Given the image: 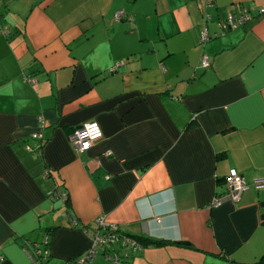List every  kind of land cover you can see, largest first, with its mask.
I'll use <instances>...</instances> for the list:
<instances>
[{"label":"crops","instance_id":"0c3cea01","mask_svg":"<svg viewBox=\"0 0 264 264\" xmlns=\"http://www.w3.org/2000/svg\"><path fill=\"white\" fill-rule=\"evenodd\" d=\"M231 167L264 173V0H0L1 264H63L99 215L143 244L117 264H259L264 187L210 205Z\"/></svg>","mask_w":264,"mask_h":264},{"label":"built area","instance_id":"2783aa9c","mask_svg":"<svg viewBox=\"0 0 264 264\" xmlns=\"http://www.w3.org/2000/svg\"><path fill=\"white\" fill-rule=\"evenodd\" d=\"M261 11L263 8L260 9ZM123 15V10H117L115 13L116 18H120ZM251 17V14L247 10L239 12L237 15H228L226 18L220 21V25L223 28L236 27L243 23L245 20ZM208 18L205 14V19ZM210 34L208 32L205 21L202 24L200 32V41H206L209 39ZM210 64V59L207 54H202L200 59V65L206 67ZM113 69V68H111ZM42 121V120H41ZM40 133H33V137L40 138ZM102 136V129L97 120L88 119L78 124L70 133V139L75 150L81 151L92 145L96 140ZM27 148L31 149V146L26 144ZM226 191L222 194L215 195L210 200V205H218L226 200L236 202L239 200L243 190L253 186L255 188L264 187V173L254 177L251 181H248L242 173H239L235 168H230L226 175ZM96 227L90 231L91 244L86 251L79 256L66 260L63 264H85L91 262L98 255H102L106 259H110L117 264L122 255L117 251H109L108 245L114 242L120 241L122 247H137L134 239L128 236L121 230L119 224L113 221H108L105 216L99 215L95 218ZM43 241H48L47 235L44 236ZM34 252H28L29 258L32 263H37L42 257L48 255L47 248L43 251L40 248L33 250ZM128 252H124L126 255ZM1 264V256H0Z\"/></svg>","mask_w":264,"mask_h":264},{"label":"trees","instance_id":"16d2710c","mask_svg":"<svg viewBox=\"0 0 264 264\" xmlns=\"http://www.w3.org/2000/svg\"><path fill=\"white\" fill-rule=\"evenodd\" d=\"M122 17V16H121ZM205 17V16H204ZM111 70H113V69H111ZM32 149V148H31ZM232 168V167H231ZM234 168V167H233ZM230 169V168H229ZM229 171V170H228ZM239 172V171H238ZM228 173V172H227ZM240 173V172H239ZM227 175V174H226ZM226 175H225V178H226ZM226 191V179H225V189H224V191H222L221 193H219V194H222V193H224ZM48 194L51 196V195H55V194H57L58 196H60V197H63L64 199H66L67 198V194H66V192H64V191H60V190H58L57 188H54V189H52V190H50L49 192H48ZM219 194H216V195H219ZM226 201H229V200H226ZM212 206V205H211ZM96 220V219H95ZM73 221L75 222L76 220H74V218H73ZM119 224V223H118ZM96 227V221H95V223H93V225L92 226H90V225H87V224H83L82 225V228L84 229V231H85V229H88V230H93L94 228ZM119 227L121 228V230L124 232V230L122 229V227H121V225L119 224ZM87 234H88V237H89V239H90V243H89V245L87 246V248L90 246V244H91V236H90V231L88 232V231H85ZM126 233V232H125ZM128 236H130L132 239H134L135 240V242H136V244H137V247H135V248H132V247H122L121 246V243H120V241H118V242H114V243H111L110 245H108V248H109V251H117V252H119L120 253V255H122L121 256V258H124V257H126V256H128V255H130V254H132V253H134L135 251H138L139 249H141L142 247H143V244L139 241V239H138V236L136 237L135 235H133V234H130V233H126ZM87 248L84 250V251H86L87 250ZM35 250V249H34ZM124 252H128L126 255L124 254ZM1 256V260H2V255H0ZM121 258H120V260H121ZM69 260V259H68ZM110 260V259H109ZM119 260V261H120ZM257 262L259 263V264H264V251L260 254V256L258 257V259H257Z\"/></svg>","mask_w":264,"mask_h":264}]
</instances>
